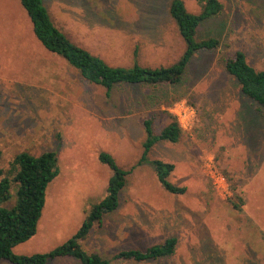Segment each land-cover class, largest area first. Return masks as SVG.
I'll return each instance as SVG.
<instances>
[{
  "label": "rangeland",
  "instance_id": "rangeland-1",
  "mask_svg": "<svg viewBox=\"0 0 264 264\" xmlns=\"http://www.w3.org/2000/svg\"><path fill=\"white\" fill-rule=\"evenodd\" d=\"M170 0H43L71 41L111 65L131 66L132 51L148 67L167 66L184 50ZM198 13V0H183ZM218 15L200 24L197 37L219 46L197 53L177 87L120 85L110 90L84 80L32 32L19 0H0V169L16 153L53 151L59 174L48 184L35 234L15 254L42 253L77 232L92 204L105 195L110 153L127 170L117 209L80 241L110 264H264V135L256 105L223 67L234 50L264 69V0H219ZM178 98L177 100H175ZM174 114L177 142H158L148 159L174 168L169 180L186 188L167 192L150 164L137 161L143 120L158 133ZM1 178V177H0ZM231 186L242 197L230 202ZM235 200V199H234ZM175 237L174 253L148 261L116 258ZM0 264H12L0 260ZM47 264H80L71 256Z\"/></svg>",
  "mask_w": 264,
  "mask_h": 264
},
{
  "label": "trees",
  "instance_id": "trees-1",
  "mask_svg": "<svg viewBox=\"0 0 264 264\" xmlns=\"http://www.w3.org/2000/svg\"><path fill=\"white\" fill-rule=\"evenodd\" d=\"M32 25V32L42 46L60 55L80 76L94 84L110 90L120 85H147L177 87L184 83L189 64L201 51L215 50L220 41L215 36L198 38L200 24L212 19L221 11L219 0H198V13L187 10L183 0H170L168 14L174 21L177 31L184 42L180 57L167 66L148 67L137 61L138 47L135 46L131 66L111 65L100 56L77 45L52 21L43 0H19ZM224 70L233 77L240 92L256 105L257 117L261 120L264 135V69H256L247 61L242 50H234L223 61ZM176 98L175 100H177ZM169 121L158 132L152 127V118L143 120L145 139L137 165L150 164L160 185L169 193L183 194L186 188L169 180L174 165L161 159H148V152L158 142L175 143L181 135L177 117L164 111ZM0 151V159H1ZM99 160L107 165L112 174L108 179L105 195L92 204L75 234L47 252L15 254L13 247L27 241L36 230L45 203L48 184L59 174L58 159L53 151L38 155L22 151L16 153L5 169H0V260L12 264H47L56 257L71 256L80 264H110L109 260L97 252H87L80 241L85 239L94 224L115 211L119 205V194L126 186L130 170L120 167L115 158L106 151L98 154ZM232 206L241 210L242 197L231 186ZM235 199V200H234ZM177 239L168 237L163 242L145 249H126L115 257L134 261H148L172 255Z\"/></svg>",
  "mask_w": 264,
  "mask_h": 264
}]
</instances>
